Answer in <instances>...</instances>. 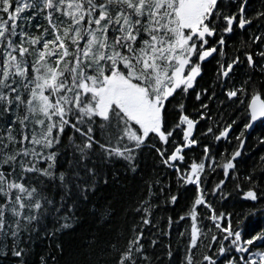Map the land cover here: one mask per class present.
<instances>
[{
    "label": "snow or ice",
    "instance_id": "6c2138e0",
    "mask_svg": "<svg viewBox=\"0 0 264 264\" xmlns=\"http://www.w3.org/2000/svg\"><path fill=\"white\" fill-rule=\"evenodd\" d=\"M0 264H264V0H0Z\"/></svg>",
    "mask_w": 264,
    "mask_h": 264
},
{
    "label": "trees",
    "instance_id": "16d2710c",
    "mask_svg": "<svg viewBox=\"0 0 264 264\" xmlns=\"http://www.w3.org/2000/svg\"><path fill=\"white\" fill-rule=\"evenodd\" d=\"M199 127H200V126L197 125V129H199ZM194 135H195V133H194ZM256 135H259V130H257ZM254 142H255V136H253L252 139H251L249 142L246 143V147H248L251 143H254ZM225 147H229V148H230L229 145H226L225 143L221 142V143L219 144L218 148L216 149V151L219 152L222 148H225ZM256 162H257V161H255V160L252 161V163H256ZM219 173H220V170L217 169V172L214 173L212 176H210L209 179H210V180H212V179H216V180H218L219 178H221V176L219 175ZM175 241H176V237H175V234H174V236H173V243H174V244H175Z\"/></svg>",
    "mask_w": 264,
    "mask_h": 264
}]
</instances>
